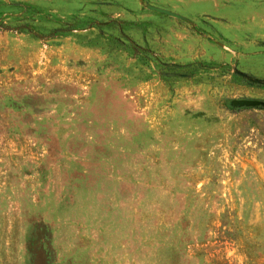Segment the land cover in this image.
I'll return each instance as SVG.
<instances>
[{"label":"rangeland","instance_id":"1","mask_svg":"<svg viewBox=\"0 0 264 264\" xmlns=\"http://www.w3.org/2000/svg\"><path fill=\"white\" fill-rule=\"evenodd\" d=\"M233 100L264 103V0H0V264H264Z\"/></svg>","mask_w":264,"mask_h":264},{"label":"water","instance_id":"2","mask_svg":"<svg viewBox=\"0 0 264 264\" xmlns=\"http://www.w3.org/2000/svg\"><path fill=\"white\" fill-rule=\"evenodd\" d=\"M154 11L160 12V13H164L170 16H174V17H178L176 14L163 10V9H159V8H152ZM242 77H246L245 74H240ZM253 83L256 84H260L262 83L260 80H253ZM231 106L233 107H237V108H241V107H257V106H263L264 107V103L260 102V101H256V100H233L230 103Z\"/></svg>","mask_w":264,"mask_h":264}]
</instances>
